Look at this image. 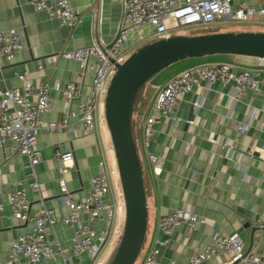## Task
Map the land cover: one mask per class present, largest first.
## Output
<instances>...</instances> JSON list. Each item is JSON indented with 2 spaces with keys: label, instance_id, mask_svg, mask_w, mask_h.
<instances>
[{
  "label": "crops",
  "instance_id": "0c3cea01",
  "mask_svg": "<svg viewBox=\"0 0 264 264\" xmlns=\"http://www.w3.org/2000/svg\"><path fill=\"white\" fill-rule=\"evenodd\" d=\"M69 2L80 19V23L70 29L60 26L45 13L35 11L24 0H0V30L15 29L20 36V50L14 60L9 63L0 57V89L21 86L14 76L16 72L28 73L34 83L46 82L50 87L58 83L63 87L78 79L80 69L76 61L57 57L61 52L93 44L106 47L113 41L122 18L121 0ZM240 3L264 8V0H231V9H236ZM217 26H230V30L205 34L264 32V25L258 17L244 23ZM150 32L146 27L131 34L123 45L126 54L151 42ZM203 63L227 64L234 73L244 69L259 70L262 76L264 72V60L260 65V60L253 57L221 55L187 60L169 67L167 75L158 80L155 78L152 81L154 86L141 95L134 113L133 136L142 169L147 223L141 254L135 264H142L154 238H160L156 231L157 218L177 209L192 211L203 222L192 232L185 226L179 227L171 243L161 249L160 264H186L191 254L211 246V239L217 233L238 234L245 252L264 256V87H260L255 95L249 93L239 101L231 98L230 85L223 86L218 82L192 91L177 107V125L161 119L154 126V135L146 143L143 141V124L164 84L183 70ZM89 87L88 77L84 79L81 94H88ZM197 99L200 106L195 108L193 102ZM67 110L61 92L51 89L50 111L41 116V121L44 125L49 122L59 124ZM190 115L193 119L186 123ZM79 129V123L71 120L66 129L50 134L44 130L39 132L37 146L41 162L35 167V174L40 192L26 193L29 218L37 211L40 197L56 217L69 213L58 196L59 162L56 153H73L72 167L66 176L72 200L80 201L91 187V179L98 173L99 142L104 147L101 126L99 122L98 136H81ZM12 146L13 143L7 141L0 148V203L4 206V214H8L9 190L15 182L26 183L25 174L28 172L26 158L14 153ZM149 153L158 157V171L154 172L149 164ZM120 221L119 214L117 227L122 224ZM95 226L104 227L98 222ZM30 227V220L24 224L14 220L0 221V264H62L59 259L32 263L24 257L8 263L11 241L18 234L29 231ZM72 234L71 228L56 225L47 241L52 243L57 239L61 249L67 252ZM227 261V255L218 253L201 264H227ZM76 264H88L87 255H80Z\"/></svg>",
  "mask_w": 264,
  "mask_h": 264
},
{
  "label": "built area",
  "instance_id": "2783aa9c",
  "mask_svg": "<svg viewBox=\"0 0 264 264\" xmlns=\"http://www.w3.org/2000/svg\"><path fill=\"white\" fill-rule=\"evenodd\" d=\"M35 11L45 13L60 26L73 28L80 23L69 0H24ZM231 0H121L122 18L118 37L110 49L105 45L93 44L88 47L63 51L57 57L76 61L79 65L78 79L60 87L55 83L50 87L46 82H33L26 72L14 73L20 81L19 88L0 89V148L9 141L17 155L26 158L28 172L25 181L15 182L7 196L8 214L0 203V221L14 220L20 224L31 221L30 230L18 234L10 243L8 263L19 261L21 257L36 263L40 260L59 259L62 264H76L82 254H86L88 264H100V257L110 245L115 235L118 215L122 205L118 193L112 185L113 172L109 169L106 151L99 142L100 157L98 173L91 179V187L80 201L71 199L67 187V174L72 167L73 153H56L59 162L57 187L59 199L69 213L56 217L40 197L39 207L29 218L27 191L39 193L40 185L36 179L35 167L41 162V153L37 146V136L41 130L53 133L68 128L70 121L80 125L79 135L98 136L99 106L103 103L109 81L114 74L115 64H122L127 58L123 49L128 37L144 28L150 29L152 41L167 38L172 31L221 23H244L252 18H260L264 25V8L240 3L231 9ZM20 50V36L15 29L0 30V57L11 63ZM263 60H260L262 65ZM41 69V68H39ZM90 78L89 92L81 94L84 79ZM218 82L230 85L231 98L239 101L249 93L255 95L264 87V72L259 70H240L237 73L227 64H198L187 68L169 79L156 95L150 113L142 127L143 141L146 143L154 133V126L161 119H168L177 125L179 119L176 110L184 96L192 91L205 89ZM61 92L68 110L59 124L49 122L44 125L41 116L50 111V90ZM200 106L199 99L193 102ZM191 121H186L190 123ZM149 164L154 172L158 171V157L148 154ZM102 223L97 228L95 223ZM203 219L192 211L174 210L171 214L160 215L156 221V231L160 238L152 241L142 264H160L159 255L172 240L175 231L185 226L192 232ZM56 225L72 229L71 247L65 252L55 239L52 243L47 237L53 233ZM121 224V228H122ZM212 244L204 251L193 253L186 264H201L213 255L224 253L227 264H264V256H257L244 251V245L238 234L224 235L217 233L212 237ZM168 264H175L169 262Z\"/></svg>",
  "mask_w": 264,
  "mask_h": 264
},
{
  "label": "water",
  "instance_id": "95a60500",
  "mask_svg": "<svg viewBox=\"0 0 264 264\" xmlns=\"http://www.w3.org/2000/svg\"><path fill=\"white\" fill-rule=\"evenodd\" d=\"M118 34L105 50L111 48ZM214 55L264 60V32L170 36L138 47L122 64H115L103 104L124 201V221L118 244L107 264H135L146 232L142 169L133 136L134 110L140 93L152 76L168 66ZM192 119L190 115L187 121Z\"/></svg>",
  "mask_w": 264,
  "mask_h": 264
},
{
  "label": "rangeland",
  "instance_id": "374dc122",
  "mask_svg": "<svg viewBox=\"0 0 264 264\" xmlns=\"http://www.w3.org/2000/svg\"><path fill=\"white\" fill-rule=\"evenodd\" d=\"M230 30V26H225V27H218L217 25H209V26H202V28H198V27H194V28H184V29H180V30H176V31H172L168 37L170 36H176V35H189V36H196V35H202L205 34L206 32L209 31H213V32H217V31H228ZM135 51V50H134ZM133 51V52H134ZM132 53V52H131ZM130 53V54H131ZM128 54V56L130 55ZM127 56V57H128ZM216 56H221V55H214V56H209V57H216ZM209 57H201V58H191V59H186V60H182L179 61L177 63L180 62H184L187 60H203V59H207ZM175 63V64H177ZM172 64V65H175ZM172 65L168 66L167 68L161 70L160 72H158L157 74H155L154 76L151 77V79H149V81L146 83L144 89L142 90L141 95H144L145 92L149 89H151V86H154L153 84V80L156 78L161 79L164 78L165 75H167V73L169 72V67H171ZM99 118H100V126H101V139L104 145V149L106 150V158H107V162L109 165V169L113 172L112 176H111V180H112V185L115 188V190L118 193V199L122 205V210L120 211V223L123 224L124 221V201H123V196H122V191H121V185H120V181H119V175H118V170H117V165H116V160H115V156H114V151L112 148V144L110 141V136L108 133V129L106 126V122H105V118H104V104H100L99 106ZM119 216V215H118ZM122 233V228L121 225L118 226L116 228V232L114 237L112 238L110 245L105 249V251L103 252L102 256L100 257V263L103 262L108 263V261L110 260L117 244L120 238V235Z\"/></svg>",
  "mask_w": 264,
  "mask_h": 264
},
{
  "label": "trees",
  "instance_id": "16d2710c",
  "mask_svg": "<svg viewBox=\"0 0 264 264\" xmlns=\"http://www.w3.org/2000/svg\"><path fill=\"white\" fill-rule=\"evenodd\" d=\"M142 93V92H141ZM141 93H140V95H139V97H138V99H137V102H136V105L138 104V102H139V99H140V97H141ZM135 110H136V106H135ZM135 110H134V113H135ZM144 241V240H143ZM143 245V244H142ZM142 248V247H141ZM140 254H141V250H140V252H139V254H138V257H137V259L139 258V256H140ZM137 259H136V261H137ZM107 264V263H106Z\"/></svg>",
  "mask_w": 264,
  "mask_h": 264
}]
</instances>
